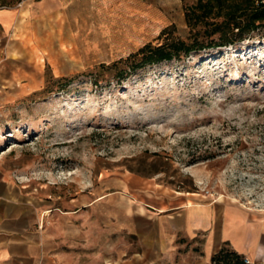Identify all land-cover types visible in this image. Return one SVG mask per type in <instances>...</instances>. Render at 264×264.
<instances>
[{
    "label": "rangeland",
    "instance_id": "1",
    "mask_svg": "<svg viewBox=\"0 0 264 264\" xmlns=\"http://www.w3.org/2000/svg\"><path fill=\"white\" fill-rule=\"evenodd\" d=\"M34 1L0 0V9ZM192 2L134 10L65 0L68 17H26L13 35L8 53L30 62L33 84L0 93V163L46 224H114L100 214L102 196L125 177L264 208V28L122 78L112 65L148 42L191 41L183 4ZM112 239L137 248L120 231Z\"/></svg>",
    "mask_w": 264,
    "mask_h": 264
},
{
    "label": "crops",
    "instance_id": "2",
    "mask_svg": "<svg viewBox=\"0 0 264 264\" xmlns=\"http://www.w3.org/2000/svg\"><path fill=\"white\" fill-rule=\"evenodd\" d=\"M107 1L87 0L91 5ZM111 1H123L134 10H157L181 0ZM34 2L0 9V93L13 89L17 96L24 85L33 84L30 62L8 53L17 45L10 40L24 19L57 24L68 17L65 0ZM198 195L151 178L125 177L116 193L102 196L100 214L114 224L81 226L60 216L55 222L61 223L46 224L45 210L0 163V264H213L212 256L225 243L249 263L264 264V208ZM113 231L134 237L137 248L130 253L125 246L113 248Z\"/></svg>",
    "mask_w": 264,
    "mask_h": 264
},
{
    "label": "trees",
    "instance_id": "3",
    "mask_svg": "<svg viewBox=\"0 0 264 264\" xmlns=\"http://www.w3.org/2000/svg\"><path fill=\"white\" fill-rule=\"evenodd\" d=\"M183 16L187 27L194 32L191 41L177 38L157 45L145 43L126 58L112 63L118 69L119 77L147 64L243 41L251 32L264 28V0H193L191 4H183ZM165 30L163 28L160 35ZM121 64L125 68H120ZM211 261L213 264H258L246 262L244 255L226 243Z\"/></svg>",
    "mask_w": 264,
    "mask_h": 264
},
{
    "label": "built area",
    "instance_id": "4",
    "mask_svg": "<svg viewBox=\"0 0 264 264\" xmlns=\"http://www.w3.org/2000/svg\"><path fill=\"white\" fill-rule=\"evenodd\" d=\"M245 261H246V262H249V260H248L246 257H245Z\"/></svg>",
    "mask_w": 264,
    "mask_h": 264
}]
</instances>
